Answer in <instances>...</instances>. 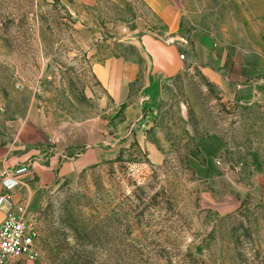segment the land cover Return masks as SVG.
<instances>
[{
	"label": "rangeland",
	"instance_id": "rangeland-1",
	"mask_svg": "<svg viewBox=\"0 0 264 264\" xmlns=\"http://www.w3.org/2000/svg\"><path fill=\"white\" fill-rule=\"evenodd\" d=\"M245 20L193 17L170 34L183 68L159 74L152 95L131 83L140 106L121 128L125 109L96 67L144 56L143 35L166 34L148 5L0 0V144L43 115L97 119L121 139L113 158L48 194L41 258L15 264H264V102L242 98V61L264 65V42L220 26Z\"/></svg>",
	"mask_w": 264,
	"mask_h": 264
},
{
	"label": "crops",
	"instance_id": "crops-1",
	"mask_svg": "<svg viewBox=\"0 0 264 264\" xmlns=\"http://www.w3.org/2000/svg\"><path fill=\"white\" fill-rule=\"evenodd\" d=\"M72 1L78 6L90 7L95 6L99 0ZM143 1L164 23L165 35L150 32L163 41H167L170 34L178 31L183 33L180 29L190 25L193 17L223 16L228 19L246 20L244 23L223 21L220 26H243L254 33L257 40L264 42V0ZM201 3H205V6ZM141 51L143 53L140 47ZM143 54L144 56L139 55L134 59L107 58L96 67L98 78L113 99L114 107L123 106L125 109L126 117L122 118L121 128L135 125L134 115L140 106L134 98L130 99L131 83L137 79L143 82L145 80L144 91L151 95L155 94L163 83V79L151 73V59L146 52ZM242 66L243 101L264 102V78L247 82L249 73H264V65H251L242 61ZM101 122L97 119L78 120L66 116L51 119L43 115L42 120L36 119L20 128L12 142L0 144V169L12 170L14 167L27 165L29 171L14 179L1 178L0 195L7 194L15 204L27 207L31 213H39L49 193L65 182L78 179L81 174L117 154L121 145L120 136L116 130L112 132L110 128L104 129ZM114 122L119 123L118 120ZM8 211L9 208L5 205L0 207V224Z\"/></svg>",
	"mask_w": 264,
	"mask_h": 264
},
{
	"label": "built area",
	"instance_id": "built-area-1",
	"mask_svg": "<svg viewBox=\"0 0 264 264\" xmlns=\"http://www.w3.org/2000/svg\"><path fill=\"white\" fill-rule=\"evenodd\" d=\"M181 58L184 56L181 54ZM29 171L27 165L12 170L0 169V179L16 178ZM5 205L9 211L0 224V264H15L20 260L37 261L41 258L39 247L40 213H31L28 208L15 204L7 194L0 195V207Z\"/></svg>",
	"mask_w": 264,
	"mask_h": 264
},
{
	"label": "water",
	"instance_id": "water-1",
	"mask_svg": "<svg viewBox=\"0 0 264 264\" xmlns=\"http://www.w3.org/2000/svg\"><path fill=\"white\" fill-rule=\"evenodd\" d=\"M140 43L151 59L152 74L158 76L162 74L164 78H172L183 68L184 61L178 46L168 44L152 34L143 35Z\"/></svg>",
	"mask_w": 264,
	"mask_h": 264
}]
</instances>
